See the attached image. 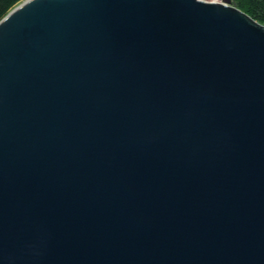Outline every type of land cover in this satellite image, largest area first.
I'll return each instance as SVG.
<instances>
[{
  "label": "water",
  "instance_id": "water-1",
  "mask_svg": "<svg viewBox=\"0 0 264 264\" xmlns=\"http://www.w3.org/2000/svg\"><path fill=\"white\" fill-rule=\"evenodd\" d=\"M0 264H264V22L235 0L14 6Z\"/></svg>",
  "mask_w": 264,
  "mask_h": 264
},
{
  "label": "trees",
  "instance_id": "trees-1",
  "mask_svg": "<svg viewBox=\"0 0 264 264\" xmlns=\"http://www.w3.org/2000/svg\"><path fill=\"white\" fill-rule=\"evenodd\" d=\"M22 0H0V19H2L14 6ZM238 6L256 18L264 22V0H235Z\"/></svg>",
  "mask_w": 264,
  "mask_h": 264
},
{
  "label": "rangeland",
  "instance_id": "rangeland-1",
  "mask_svg": "<svg viewBox=\"0 0 264 264\" xmlns=\"http://www.w3.org/2000/svg\"><path fill=\"white\" fill-rule=\"evenodd\" d=\"M207 1H223V0H207ZM20 3V2H19Z\"/></svg>",
  "mask_w": 264,
  "mask_h": 264
}]
</instances>
